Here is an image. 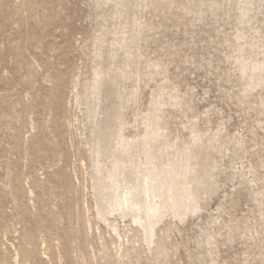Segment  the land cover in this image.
I'll return each instance as SVG.
<instances>
[{"label":"rangeland","instance_id":"1","mask_svg":"<svg viewBox=\"0 0 264 264\" xmlns=\"http://www.w3.org/2000/svg\"><path fill=\"white\" fill-rule=\"evenodd\" d=\"M263 62L264 0H0V264H264ZM145 152L197 209L117 262L95 171Z\"/></svg>","mask_w":264,"mask_h":264},{"label":"bare ground","instance_id":"2","mask_svg":"<svg viewBox=\"0 0 264 264\" xmlns=\"http://www.w3.org/2000/svg\"><path fill=\"white\" fill-rule=\"evenodd\" d=\"M243 70L245 71V69ZM258 70L264 73V62L258 66ZM102 74V71L94 73L95 78L90 91L93 95H97L99 91ZM73 100L75 104L79 102L77 101V92L74 93ZM156 136V127L152 124L149 125L142 136L144 140L142 144L151 145ZM127 146L128 143L123 141H118L116 144L120 152L125 150ZM145 156V161H117L121 165L112 166L113 171L108 174L105 173V170L95 171L99 179L109 183V193L101 191V180L97 183L99 188H95L96 196L99 195L104 201L103 207L97 210V215L109 223L119 241L114 255L117 262H123L124 257L129 255V251L135 250L134 246L124 247L122 236L118 231V221H124L125 218L129 217L128 225L130 230L134 232V236L137 237L134 242H138V246L143 245L148 250L150 245L154 243L153 237L156 226L164 211L182 217L184 214L194 212L197 209V196L196 191L190 187L193 178L188 174V164L180 160L170 161L167 168L163 169L158 162L153 161L150 153L145 152ZM96 161L99 162L97 159ZM125 169L132 170V179H126L124 176L119 177V175L124 174ZM110 217L113 219L109 220ZM157 247H162V244Z\"/></svg>","mask_w":264,"mask_h":264}]
</instances>
